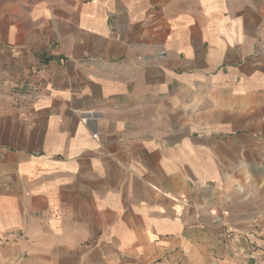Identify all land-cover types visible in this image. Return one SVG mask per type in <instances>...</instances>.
<instances>
[{
    "label": "crops",
    "instance_id": "obj_1",
    "mask_svg": "<svg viewBox=\"0 0 264 264\" xmlns=\"http://www.w3.org/2000/svg\"><path fill=\"white\" fill-rule=\"evenodd\" d=\"M260 261L264 0H0V264Z\"/></svg>",
    "mask_w": 264,
    "mask_h": 264
},
{
    "label": "built area",
    "instance_id": "obj_2",
    "mask_svg": "<svg viewBox=\"0 0 264 264\" xmlns=\"http://www.w3.org/2000/svg\"><path fill=\"white\" fill-rule=\"evenodd\" d=\"M96 136H97V135H96ZM183 201H184V202H187V198L184 197V198H183ZM255 264H263V263L260 261V262H257V263H255Z\"/></svg>",
    "mask_w": 264,
    "mask_h": 264
},
{
    "label": "rangeland",
    "instance_id": "obj_3",
    "mask_svg": "<svg viewBox=\"0 0 264 264\" xmlns=\"http://www.w3.org/2000/svg\"><path fill=\"white\" fill-rule=\"evenodd\" d=\"M263 263V262H262Z\"/></svg>",
    "mask_w": 264,
    "mask_h": 264
}]
</instances>
